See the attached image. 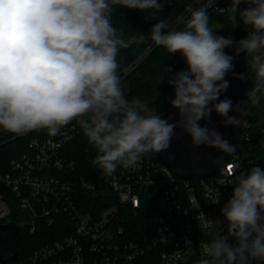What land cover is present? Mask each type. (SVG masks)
Listing matches in <instances>:
<instances>
[{"label": "clouds", "instance_id": "obj_1", "mask_svg": "<svg viewBox=\"0 0 264 264\" xmlns=\"http://www.w3.org/2000/svg\"><path fill=\"white\" fill-rule=\"evenodd\" d=\"M228 7L231 27L242 24L244 38L217 34L205 7L190 8L182 30H169L164 20L151 26L150 40L171 56L179 53L186 65L178 71L167 66L173 119L126 97L117 57L146 37L125 38L112 23L118 8L160 11V0H0V129L16 135L46 129L54 136L75 121L97 152L93 163L107 176L166 152L177 129L193 147L236 152L209 124L213 112L224 126L246 123L243 101L221 99L229 73L251 81L245 96L253 106L264 101V0H230ZM229 48L245 54L246 72H234ZM228 185L232 194L220 208L223 221H216L226 229L206 243L198 264H264V168L253 167ZM219 202L217 192L213 203Z\"/></svg>", "mask_w": 264, "mask_h": 264}, {"label": "built area", "instance_id": "obj_2", "mask_svg": "<svg viewBox=\"0 0 264 264\" xmlns=\"http://www.w3.org/2000/svg\"><path fill=\"white\" fill-rule=\"evenodd\" d=\"M208 7L227 11L217 0H210ZM78 132L79 125L73 121L54 136L32 139L27 152L11 161L9 172L0 173V185L11 195L0 191V223L13 221L18 213L20 224L29 225L25 230L29 234L42 222H59L67 228L62 236L35 249L23 264H139L140 257L156 247L162 249L159 264H183L191 254L187 264H198L207 255L205 242L226 229V222L216 221H223L220 208L231 197L229 182L257 167L247 152H234L217 174L186 181L174 177L154 157H144L134 168L120 167L99 188L100 184L75 177L74 162L63 156L62 150ZM154 187L160 191L159 216L156 234L146 242L123 240L117 205L100 209L89 203L104 195L130 206L135 215L142 192ZM217 192L220 202L214 204Z\"/></svg>", "mask_w": 264, "mask_h": 264}, {"label": "trees", "instance_id": "obj_3", "mask_svg": "<svg viewBox=\"0 0 264 264\" xmlns=\"http://www.w3.org/2000/svg\"><path fill=\"white\" fill-rule=\"evenodd\" d=\"M210 0H160L162 9L156 11L149 9L139 11L136 9L118 8L112 14L113 26L118 32L123 33L127 38L130 35L137 37L143 35L145 41L133 46L121 49L117 57L120 65L118 74L121 77V84L125 89V95L130 100L139 98L143 103L154 109L158 115L164 113L166 95L172 89L167 87L159 96H157L154 87L149 84L146 79L137 74V70L128 72L129 67L143 53L146 52L144 65L154 70L156 73L168 79L169 73L167 66H170L174 71L186 68L183 57L177 53L171 56L163 47L156 46L150 40V32L152 24L157 20H164L169 24V30H182L186 26V21L190 16L189 9L199 7L207 8L209 14V24L218 22L221 26L219 35L232 36L236 40L244 38L247 31L240 25L233 30L231 27L229 4L224 3L225 0H217L219 5L226 6L227 11L220 13L213 8L208 7ZM155 13V18H153ZM182 23L177 22L184 18ZM234 51L229 48L225 50ZM242 73L247 71L245 64V54L240 53ZM251 75V73H249ZM259 105L253 106L250 101L246 100L245 109L257 116ZM46 129L33 130L25 135H16L5 132L0 129V173H7L10 170L11 161L23 153L27 152L29 142L38 137L47 136ZM243 137L247 145V157L253 161L254 165L264 168V125L260 128L257 125L245 126ZM64 158L71 160L75 164L74 176L83 178L89 183L104 185L105 180L110 177L105 175L98 166L93 163L97 152L95 148L89 144L86 137L83 135L79 126V132L75 139L68 143L62 150ZM120 168H117L115 173ZM114 174V173H113ZM112 174V175H113ZM0 191L7 196H11L9 191L0 185ZM159 188L154 187L146 189L141 194V207L135 215L132 214V208L128 205H122L116 200H111L107 196L98 195L97 199L89 203H95L100 209L108 205H117L121 216L118 217L117 223L123 226L125 235L123 240L126 241H141L146 242L154 238L157 229V218L159 216L158 196ZM22 217L16 213L13 221L20 224ZM22 224V223H21ZM66 227L61 223L48 225L42 222L36 229L34 234H29L28 231H22L17 238V243L20 248V254L17 262L23 264L27 261L30 254L37 248L51 243L53 240L62 236L65 233ZM162 249L160 247L147 252L140 257L139 264H159V254ZM256 264V262H253Z\"/></svg>", "mask_w": 264, "mask_h": 264}, {"label": "water", "instance_id": "obj_4", "mask_svg": "<svg viewBox=\"0 0 264 264\" xmlns=\"http://www.w3.org/2000/svg\"><path fill=\"white\" fill-rule=\"evenodd\" d=\"M229 54L235 55L234 51H228ZM234 72L242 73V61L239 54L235 55ZM230 81V87L221 95V99L230 98L234 103L243 101V109L246 115L241 119H245L246 123L243 127L224 126V118L213 112L211 114L212 123L209 127H215L218 132L224 134L229 139L230 143L236 146V152L246 153L247 145L243 138V131L246 124L255 125L257 117L245 109L246 96L245 92L250 89L251 81L237 79L232 73L226 77ZM174 90L171 89L166 95L164 113L162 117H172L178 119L176 110L170 105V100L173 98ZM230 115H238L236 112L229 113ZM201 125L205 121H200ZM177 137H174L171 142V147L164 153L154 156V158L174 177L186 180L197 181L211 177L219 172L229 161L231 154H226L218 151L215 148L205 146L193 147L190 142V137L187 134L179 136L180 129H177ZM28 224H19L13 221L0 223V262L1 264H18L17 259L20 254V248L17 243V236L20 232L27 230ZM191 254L183 261L187 264L192 258Z\"/></svg>", "mask_w": 264, "mask_h": 264}, {"label": "rangeland", "instance_id": "obj_5", "mask_svg": "<svg viewBox=\"0 0 264 264\" xmlns=\"http://www.w3.org/2000/svg\"><path fill=\"white\" fill-rule=\"evenodd\" d=\"M245 6L246 5H244V4L240 5L241 8H243ZM184 19H185V17L181 18L177 22V24L182 23ZM209 26L211 28H213V30H215L217 32V34L219 33L221 26L218 22H212L211 24H209ZM241 26L245 29V27L242 24H241ZM145 58H146V52L143 53L142 55H140L133 62L131 67H129L128 72H133L134 70H137V74L139 76L144 77L146 79V81L154 87V90H155L157 96H159L168 87L167 79L164 76L156 73L151 68L145 66L144 65ZM258 114L260 115L258 126H260L261 124H264V101H262V103L260 104ZM207 242L208 241H206L205 243H207Z\"/></svg>", "mask_w": 264, "mask_h": 264}, {"label": "flooded vegetation", "instance_id": "obj_6", "mask_svg": "<svg viewBox=\"0 0 264 264\" xmlns=\"http://www.w3.org/2000/svg\"><path fill=\"white\" fill-rule=\"evenodd\" d=\"M259 108H260V105H259ZM259 108H258V110H259ZM257 123L255 124V125H257V127L258 128H260L261 126H263L264 124H261L260 126H258V123H259V117H260V115L258 114V112H257Z\"/></svg>", "mask_w": 264, "mask_h": 264}]
</instances>
